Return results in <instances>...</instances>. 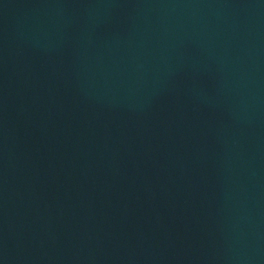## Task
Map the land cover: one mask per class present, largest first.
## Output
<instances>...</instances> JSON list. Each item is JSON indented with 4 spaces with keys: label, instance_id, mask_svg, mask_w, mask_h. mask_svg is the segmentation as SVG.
<instances>
[{
    "label": "water",
    "instance_id": "1",
    "mask_svg": "<svg viewBox=\"0 0 264 264\" xmlns=\"http://www.w3.org/2000/svg\"><path fill=\"white\" fill-rule=\"evenodd\" d=\"M0 264H264V0H0Z\"/></svg>",
    "mask_w": 264,
    "mask_h": 264
}]
</instances>
